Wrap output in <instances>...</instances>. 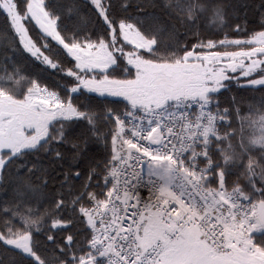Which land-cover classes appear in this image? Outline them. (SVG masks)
Wrapping results in <instances>:
<instances>
[{
    "label": "snow or ice",
    "instance_id": "6c2138e0",
    "mask_svg": "<svg viewBox=\"0 0 264 264\" xmlns=\"http://www.w3.org/2000/svg\"><path fill=\"white\" fill-rule=\"evenodd\" d=\"M88 5L99 27L79 5L0 0L13 38L0 53V183L15 172L0 244L27 264H264V94L245 114L243 98L219 99L233 81L264 90V15L250 35L236 24L234 38L196 31L181 45L139 4ZM231 7L169 0L167 12L193 31L222 28ZM16 45L63 79L24 74Z\"/></svg>",
    "mask_w": 264,
    "mask_h": 264
},
{
    "label": "trees",
    "instance_id": "16d2710c",
    "mask_svg": "<svg viewBox=\"0 0 264 264\" xmlns=\"http://www.w3.org/2000/svg\"><path fill=\"white\" fill-rule=\"evenodd\" d=\"M114 2H116V0H114ZM168 2L169 0H129V3L132 5V7L129 8L128 11L135 14V6L139 4L146 14L142 16V19L145 20L146 25L153 23L154 21L167 23L168 30L163 33L161 38L166 42L170 41L173 44L178 42L181 45H190L196 43V31L200 33V37L204 40L210 38L220 40L224 38L225 34H228L230 38H234L237 35L235 31L236 24H239L242 30L247 29V34L250 35L252 32L259 30V24L262 15H264V9L260 8L262 0H224L225 3L232 5V7L228 10L229 14L226 16V19L228 20V23L226 25H224L222 28L216 27L211 29L200 26L194 28L193 31H186V28L183 24L178 22L174 16L168 15ZM52 3H55L57 6L79 5L81 8V15L91 18V23L88 25V27H99V20L96 17L95 13L92 11L91 7L88 5V0H52ZM74 19L75 17H73V20H68L67 18H65L64 23H72ZM173 25L175 27V32L174 34L170 35ZM29 29L31 34L35 38L39 29L35 27L34 24H30ZM244 34L245 33L243 31L240 33V35ZM12 44L13 38L8 22L5 16L0 13V53H3L6 50V46H11ZM15 47V52L13 53L11 50H8V55L14 56V59L17 61V63L24 69V74L32 76L33 78H37L42 83L49 84L55 82L58 79H63L62 75L56 73L54 70L46 68L38 60L31 58V54L27 53V51L23 49L22 45H16ZM235 50L237 49L234 46H217L211 51ZM55 51L56 50L54 48L53 52L55 53ZM54 58H56L55 55ZM62 62L66 64L65 61ZM66 66L70 65L66 64ZM257 88L258 86H256V88H243L240 87L235 81H233L228 91H221L220 93L219 99L222 102L221 107L228 106L229 99L233 96H236L237 98H243V103L241 104V107L243 108L242 114L247 113L249 111V104L258 107L260 96L264 94V90H257ZM121 107L123 106L121 105ZM253 114L255 115V113ZM107 127H110V125ZM104 155L105 148L103 147V144L101 142L90 141L87 156L102 162ZM56 171L59 172L60 169H56ZM14 178V171L5 173L4 182L0 183V199L8 198L4 195L5 191L8 192V196H11V187H14V185L10 186V182ZM61 178L62 177H58L57 179ZM57 187L58 184L54 185L49 182L48 187L42 189V191L37 195H39L40 198L43 199L44 196L50 195ZM255 199H259V197H256ZM44 202L47 203L46 200ZM13 258L23 261V264H27V261H25L18 252H13L10 248L5 249L3 245L0 244V260L5 261V264H7V262Z\"/></svg>",
    "mask_w": 264,
    "mask_h": 264
},
{
    "label": "rangeland",
    "instance_id": "374dc122",
    "mask_svg": "<svg viewBox=\"0 0 264 264\" xmlns=\"http://www.w3.org/2000/svg\"><path fill=\"white\" fill-rule=\"evenodd\" d=\"M227 74H228L229 76H233V75H235V76H239V70H237L235 73H233L231 69H228V70H227ZM254 78H255V77H254Z\"/></svg>",
    "mask_w": 264,
    "mask_h": 264
},
{
    "label": "built area",
    "instance_id": "2783aa9c",
    "mask_svg": "<svg viewBox=\"0 0 264 264\" xmlns=\"http://www.w3.org/2000/svg\"><path fill=\"white\" fill-rule=\"evenodd\" d=\"M142 195H145V196H147V192H146V191H145V192H143V193H142Z\"/></svg>",
    "mask_w": 264,
    "mask_h": 264
},
{
    "label": "crops",
    "instance_id": "0c3cea01",
    "mask_svg": "<svg viewBox=\"0 0 264 264\" xmlns=\"http://www.w3.org/2000/svg\"><path fill=\"white\" fill-rule=\"evenodd\" d=\"M252 46H255V45H252Z\"/></svg>",
    "mask_w": 264,
    "mask_h": 264
}]
</instances>
